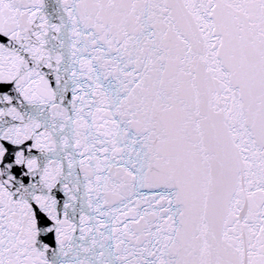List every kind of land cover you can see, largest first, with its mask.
I'll list each match as a JSON object with an SVG mask.
<instances>
[{
  "label": "snow or ice",
  "instance_id": "obj_1",
  "mask_svg": "<svg viewBox=\"0 0 264 264\" xmlns=\"http://www.w3.org/2000/svg\"><path fill=\"white\" fill-rule=\"evenodd\" d=\"M0 264H264V0H0Z\"/></svg>",
  "mask_w": 264,
  "mask_h": 264
}]
</instances>
